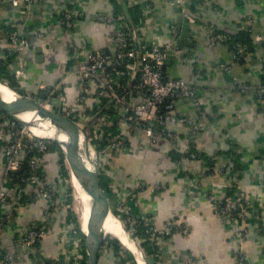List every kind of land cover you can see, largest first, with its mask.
Returning <instances> with one entry per match:
<instances>
[{
	"label": "crops",
	"instance_id": "1",
	"mask_svg": "<svg viewBox=\"0 0 264 264\" xmlns=\"http://www.w3.org/2000/svg\"><path fill=\"white\" fill-rule=\"evenodd\" d=\"M136 2L141 9L144 4L153 8L138 26V33L146 41L169 44L174 25L180 37V21L190 26L187 45L166 61L167 76L193 82L201 108L179 102L175 113L200 122L206 130L193 132L180 124L171 125L170 129L179 133L185 146L203 154L206 161L178 163L179 158L174 159L175 153L166 147L149 148L140 136L128 135L127 149L112 155L113 167L107 172L114 196L110 202L115 204L119 196L128 195L135 215L149 213L159 228L173 222L176 227L187 229L188 234L178 232L161 242L158 261L150 260L155 264H184L188 258L194 264H236L234 226L216 214L209 200L210 196L222 200L230 188H235L238 195L252 200L261 214V221L244 223L251 230L245 252L251 263L264 264V113L253 94V89L264 83V0ZM64 8L77 12L71 31L62 24ZM99 15L117 17L111 0H45L19 8L13 7L11 0H5L0 12V59H12L9 64L12 76L17 68L27 70L23 91L29 96L45 92L42 87L59 86L55 91L63 95L61 110L71 107L79 112L77 71L86 55L76 60L71 48L100 51L109 60L116 52L113 40L119 25L100 22ZM12 31L26 37L32 48L12 52L9 42ZM241 33L251 38L255 49L254 53L246 54L244 61L243 57L235 56L227 43L210 46L214 35ZM221 64L230 67L229 72L221 69ZM235 82L249 86V90L242 94ZM237 157L239 171L234 170ZM41 165L44 181L54 187L58 200L51 217L46 216L49 203L34 199L32 190L23 198H10L0 205V211L11 216L9 226H0V249L17 254L14 264L66 262L63 207L66 181L62 179L55 153L49 151L42 156ZM222 167L225 172H221ZM9 186L7 158L0 151V189ZM37 223L49 232L39 244L40 259L33 257L36 250L20 255L17 239ZM99 264H112L109 249L101 252Z\"/></svg>",
	"mask_w": 264,
	"mask_h": 264
},
{
	"label": "built area",
	"instance_id": "2",
	"mask_svg": "<svg viewBox=\"0 0 264 264\" xmlns=\"http://www.w3.org/2000/svg\"><path fill=\"white\" fill-rule=\"evenodd\" d=\"M44 1L11 0V4L13 7L19 8ZM120 1L124 3L122 15L116 18L98 16L100 22L119 25V32L113 40L116 52L110 60L100 51L87 52L83 48H71L72 57L76 60L81 55H86V59L78 64L77 71L80 110L76 112L70 107L62 111L79 124L83 135H86L88 141L98 150L100 170L108 172L113 167L111 164L112 155L127 149L125 138L128 135L140 136L142 143L149 148L163 149L166 147L175 155H179L178 163L183 160L204 163L203 155L185 146L179 133L170 129L171 125L180 124L193 132L202 133L206 130L200 122L189 117L178 116L175 113L179 102H190L197 109L201 108L197 89L193 82L167 76V51H173L176 57L182 49L178 45L180 35L177 26L174 25L171 29L173 40L169 44L161 45L157 42L146 41L138 33V27H134L130 22L127 12L128 7L139 4L136 0ZM4 3L5 0H0V12ZM141 10L143 17H148L153 12L151 4H144ZM184 15L189 20L192 19L186 11H184ZM61 17L64 29L71 31L77 17L76 10L64 8L61 10ZM261 39L259 37L258 41ZM228 40V35L217 34L211 37L210 46L215 47L218 43H226ZM9 42L10 50L15 53L32 48L29 40L18 32L10 34ZM236 49L235 56L237 58H246L245 45L238 44ZM108 67L112 68L111 72ZM219 67L229 72L230 67L222 64ZM13 76L19 83V90L28 95L23 91L28 78L27 70L23 67L17 68L14 70ZM2 83L8 85L7 82ZM234 84L242 94L249 90L247 85H240L237 82ZM42 88L43 91L46 90L49 93V97L55 95L59 101L62 100L63 95L56 94L59 86L52 89ZM253 94L264 113V83L256 86L253 89ZM47 107L55 110V107L48 105ZM112 109L116 115L108 114ZM118 115L119 117L116 119ZM110 129L117 130L116 134H107V130ZM50 143L38 136L30 135L29 132L26 133L23 130V125L0 111V151L6 155L8 174L17 175L14 176V179L10 178L8 188L0 189V205H5L10 198H23L31 192L29 190H32L34 199L45 200L49 203L46 216L51 217L52 210L57 206L58 200L54 193V187L51 184L47 185L44 180L42 181L44 175H40L41 157L49 152ZM25 167L28 168L27 172L18 175ZM223 171L225 172L224 168L221 172ZM209 200L214 204L216 214L234 226L236 264H253L245 252V243L250 238L251 230L250 227L244 225L247 222L250 224L262 220L253 201L238 194L236 196L227 194L222 200L210 196ZM111 208H114L113 211H118L121 216H128L126 223L132 225L130 230L132 235L136 233L137 226L142 225L146 228L148 240L157 247L161 245L162 241L173 238L178 232L183 235L188 234L186 228H178L173 222H166L162 228L157 227L149 213L140 212L135 215L129 205L128 195L119 196L118 202L111 205ZM10 223L11 216L0 211V226H9ZM48 233V228L43 226L42 228H30L21 234L16 243L20 255H23L25 251L34 250L35 245L40 244L48 236ZM135 240L138 243L141 242L138 238ZM82 241L83 238L78 236L75 227L69 225L65 230L64 239L66 262L54 260L53 264H83L85 249L82 247ZM4 252L0 249V264H14L17 254ZM184 264H194V260L188 258Z\"/></svg>",
	"mask_w": 264,
	"mask_h": 264
},
{
	"label": "water",
	"instance_id": "3",
	"mask_svg": "<svg viewBox=\"0 0 264 264\" xmlns=\"http://www.w3.org/2000/svg\"><path fill=\"white\" fill-rule=\"evenodd\" d=\"M180 22L182 27L180 28L181 37L178 40V45L180 47H184L187 45L190 26L183 21ZM167 55L168 59L175 57L174 52L171 50L167 51ZM245 59L246 58L244 57L243 61ZM1 84L5 85L4 83ZM9 89L15 94L16 97L14 100L8 101L0 92V111L2 113L19 124L27 126L35 136L41 137L42 139L51 143L58 144L65 155V160L68 158L78 161L80 164L81 161H84L88 164L87 167L83 165V167L87 169L85 170L87 173V178L84 180L83 184L87 187L88 194L91 198V206L86 222V230H83L81 223L80 226L85 249V264H99L100 253L106 236L99 238L98 234L104 222L106 213L108 211L113 213V211L109 198L106 196L101 186L100 160L98 150L88 141L86 135L83 136V139L80 142L68 137L61 125L60 119L65 118L74 124H77V122L64 112L55 111L47 107V105L52 107L60 105V101L55 95L49 97V93L43 92L33 97L23 93L20 94L11 87H9ZM28 112H34L37 114V116L48 120L52 126H54L58 131H60V133L67 137V141L49 138L46 133L40 131V128L33 126V123H26L19 118L22 114ZM84 168H82V170H84Z\"/></svg>",
	"mask_w": 264,
	"mask_h": 264
},
{
	"label": "trees",
	"instance_id": "4",
	"mask_svg": "<svg viewBox=\"0 0 264 264\" xmlns=\"http://www.w3.org/2000/svg\"><path fill=\"white\" fill-rule=\"evenodd\" d=\"M114 4V10H115V16H120L123 14L124 12V8L123 5L124 3H122L120 0H111ZM129 10H127L128 14H129V20L130 22L133 24L134 27H138L140 25L141 19L143 17V12L141 10V7H139L138 5H135L133 7H128ZM15 31H12L11 33H14ZM10 33V34H11ZM229 36V40L228 42H226L229 45V49L234 52L236 54L237 49L236 46L238 44H243V45H247L248 48H246V52L247 53H254L255 49L252 43V40L250 37L247 36V34L245 33H241L238 35H228ZM127 49V48H126ZM12 59L10 57H8V59L6 61L1 60L0 59V81L2 82H7L9 87H11L12 89L16 90L17 92H19L20 94H22V91L19 90L18 88V84L14 78V76H12L9 72V67H10V63H11ZM111 67H108V70L111 72ZM62 108L55 106V110L56 111H61ZM109 115H116V113L114 112V109L110 110L108 112ZM119 117V115L116 117V119ZM117 130L114 129H110L107 130V134H116ZM51 152L55 153L58 157V163H59V167H60V172H61V176L64 180H67L68 182H65V190H64V199H63V207L66 208V215H65V226L64 228L66 229L69 225H72L75 227V230L78 233V236L80 238H83L81 236L80 233V224L78 222V219L75 215V213L73 212L71 205L73 202V198H72V190L70 188V173L69 170L66 166V161H65V155L63 154L62 150L60 149L59 145L56 143H50V150ZM40 155V154H38ZM203 155V154H202ZM204 160H205V156L203 155ZM179 155H174V159H178ZM206 161V160H205ZM211 164V162H210ZM23 171L20 172L18 175H21L23 173H26L28 168L25 167L22 169ZM235 171H239L241 170L240 165H239V159L238 157L235 158ZM40 175H44L43 170L41 168L40 170ZM15 175H9L10 178L14 179ZM44 177V176H43ZM100 177H101V186L106 194V196L109 198V201L111 199V201H113L114 196L112 195L111 192V185H110V180L107 177V172L104 170H100ZM44 180V178H42V181ZM237 192L235 190V188H230L228 190V195L230 196H236ZM111 203V202H110ZM223 204V203H222ZM111 205H113L111 203ZM114 215L116 217H118L120 220L123 221V223H126L128 216L125 215H120V213L116 210H114ZM128 225V229L129 231L132 228V225L129 223H126ZM43 226L40 223H37L36 225L31 226V228H42ZM133 239L138 238V240H141V242L139 243V248L146 254V256L149 259V264H155V262H151L150 260L153 258V260L155 259V261H158L159 256L157 255L158 253V247L155 246L153 243H151L148 240V235L146 234V228H144L142 225L137 226L136 228V233L132 235ZM83 244V248H84V242L82 241ZM39 247V243L35 245V255L33 256L35 259H40V254L38 252V248ZM105 249H109L111 251V262L112 264H137L135 261V258L133 256L132 253H130L131 251L128 250L127 248H125L121 242L112 237V236H106L105 241L103 243V247L101 249V252L104 251ZM2 252H4L2 250ZM5 253V252H4ZM101 255V253H100ZM100 259V258H99ZM83 264H85L84 260L82 261ZM46 264H53V261H47Z\"/></svg>",
	"mask_w": 264,
	"mask_h": 264
},
{
	"label": "bare ground",
	"instance_id": "5",
	"mask_svg": "<svg viewBox=\"0 0 264 264\" xmlns=\"http://www.w3.org/2000/svg\"><path fill=\"white\" fill-rule=\"evenodd\" d=\"M0 82V92L2 93L3 97L8 100H14L15 94L9 89V87L5 84H1ZM22 121L26 123H33V126H37L40 128L43 133L49 138H54L60 141H67V137L60 133L52 124L48 121L43 119L40 116H37L34 112L24 113L19 117ZM61 125L64 128L65 132L67 133L68 137L80 142L83 139V130L79 126V124L71 123L70 121L66 120L65 118L60 119ZM70 167V176H71V183L73 188L76 191V199L78 201V211L80 213L81 224L83 230H86V222L90 212L91 206V198L88 194L87 187L83 184L84 180L87 178V173L84 166H88L87 163L81 161V164L78 161H74L72 159H66ZM84 168V170H82ZM106 235H112L115 238H118L122 245L130 250V253H133L135 257V261L137 264H147L145 257L141 254V252L137 248V243L131 238L130 233L127 231L126 227L122 224V222L111 212L108 211L106 213L104 222L101 226L99 231L98 237L103 238Z\"/></svg>",
	"mask_w": 264,
	"mask_h": 264
},
{
	"label": "rangeland",
	"instance_id": "6",
	"mask_svg": "<svg viewBox=\"0 0 264 264\" xmlns=\"http://www.w3.org/2000/svg\"><path fill=\"white\" fill-rule=\"evenodd\" d=\"M37 127V126H36ZM23 130L26 132V133H28L29 132V134L30 135H34L30 130H29V128L27 127V126H23ZM39 138H41V137H39ZM66 161V160H65ZM66 166H67V168H68V170H69V173H70V167H69V164H68V162H66ZM63 179V178H62ZM64 180V179H63ZM64 181H66V183L68 182L67 180H64ZM63 181V182H64ZM69 182H70V188H71V190H72V198H73V202H72V205H71V208H72V210H73V212L75 213V215H76V217H77V219H78V222H79V224L81 223V218H80V213H79V211H78V206H79V204H78V201H77V199H76V191H75V189L73 188V186H72V183H71V176H70V180H69ZM114 205V204H113ZM114 209V208H113ZM113 209H112V211H113ZM114 212V211H113ZM66 215V214H65ZM118 218V217H117ZM119 219V218H118ZM120 220V219H119ZM121 222H122V224L126 227V229H127V231L130 233V235H131V238H133V236H132V234H131V231H129V229H128V225L126 224V223H123V221L122 220H120ZM106 236H112V235H106ZM112 237H114V236H112ZM115 238V237H114ZM136 243H137V248H138V250L141 252V254L145 257V259H146V261H147V263L149 264V259H148V257L146 256V254L139 248V243L135 240V239H133Z\"/></svg>",
	"mask_w": 264,
	"mask_h": 264
}]
</instances>
